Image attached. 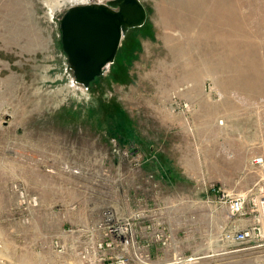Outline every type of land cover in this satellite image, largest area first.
Wrapping results in <instances>:
<instances>
[{"label": "rangeland", "instance_id": "obj_1", "mask_svg": "<svg viewBox=\"0 0 264 264\" xmlns=\"http://www.w3.org/2000/svg\"><path fill=\"white\" fill-rule=\"evenodd\" d=\"M108 0H0V264H264L220 198L264 176V0H141L75 81L60 19Z\"/></svg>", "mask_w": 264, "mask_h": 264}, {"label": "water", "instance_id": "obj_2", "mask_svg": "<svg viewBox=\"0 0 264 264\" xmlns=\"http://www.w3.org/2000/svg\"><path fill=\"white\" fill-rule=\"evenodd\" d=\"M147 17L141 0L71 5L60 19V28L75 81L89 87L103 75L115 61L126 32L143 26Z\"/></svg>", "mask_w": 264, "mask_h": 264}, {"label": "built area", "instance_id": "obj_3", "mask_svg": "<svg viewBox=\"0 0 264 264\" xmlns=\"http://www.w3.org/2000/svg\"><path fill=\"white\" fill-rule=\"evenodd\" d=\"M252 162L263 165L264 158L254 157ZM218 191L230 218L223 228V240L243 248L264 246V176L245 192Z\"/></svg>", "mask_w": 264, "mask_h": 264}]
</instances>
